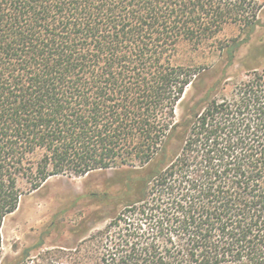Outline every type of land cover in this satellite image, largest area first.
Wrapping results in <instances>:
<instances>
[{"label":"trees","instance_id":"1","mask_svg":"<svg viewBox=\"0 0 264 264\" xmlns=\"http://www.w3.org/2000/svg\"><path fill=\"white\" fill-rule=\"evenodd\" d=\"M263 12L264 0H0V251L23 196L116 170L123 210L84 243L94 264H264L257 47L247 79L221 88ZM190 87L204 96L178 118Z\"/></svg>","mask_w":264,"mask_h":264},{"label":"rangeland","instance_id":"2","mask_svg":"<svg viewBox=\"0 0 264 264\" xmlns=\"http://www.w3.org/2000/svg\"><path fill=\"white\" fill-rule=\"evenodd\" d=\"M261 21L263 26L258 28L250 44L237 53L235 65L227 69L226 80L221 85L226 91L247 79L248 72L242 62L253 46L257 47L254 53L264 55V12ZM235 34L234 28L226 31L227 36ZM259 63L264 66V58ZM220 77L207 83L211 85ZM200 93L194 98L193 87L187 89L178 108V118L182 116L183 104L201 99L205 92ZM116 173V170H107L83 177H52L39 190L23 196L18 210L3 225L0 264H94L93 243H84L104 230L123 210L120 202L111 196L119 188L109 183ZM82 245V252H77Z\"/></svg>","mask_w":264,"mask_h":264}]
</instances>
